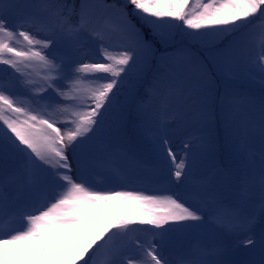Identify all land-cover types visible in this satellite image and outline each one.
Returning <instances> with one entry per match:
<instances>
[{"label":"snow or ice","instance_id":"1","mask_svg":"<svg viewBox=\"0 0 264 264\" xmlns=\"http://www.w3.org/2000/svg\"><path fill=\"white\" fill-rule=\"evenodd\" d=\"M33 261L264 264V0H0V264Z\"/></svg>","mask_w":264,"mask_h":264},{"label":"rangeland","instance_id":"2","mask_svg":"<svg viewBox=\"0 0 264 264\" xmlns=\"http://www.w3.org/2000/svg\"><path fill=\"white\" fill-rule=\"evenodd\" d=\"M98 182H102L103 181V177H98ZM33 264H35V261H33ZM49 264H51V262H49Z\"/></svg>","mask_w":264,"mask_h":264}]
</instances>
